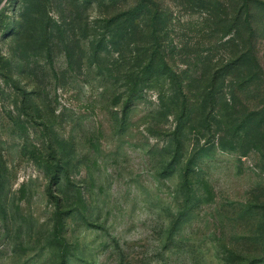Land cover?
Segmentation results:
<instances>
[{
	"label": "rangeland",
	"instance_id": "374dc122",
	"mask_svg": "<svg viewBox=\"0 0 264 264\" xmlns=\"http://www.w3.org/2000/svg\"><path fill=\"white\" fill-rule=\"evenodd\" d=\"M158 1L0 0V264H264V0Z\"/></svg>",
	"mask_w": 264,
	"mask_h": 264
},
{
	"label": "trees",
	"instance_id": "16d2710c",
	"mask_svg": "<svg viewBox=\"0 0 264 264\" xmlns=\"http://www.w3.org/2000/svg\"><path fill=\"white\" fill-rule=\"evenodd\" d=\"M136 1L138 2V4L135 7L130 8L124 11V13H122L121 15H119L117 17L118 20L123 21V22H134V24H135V20L141 21V22L143 21V22H148L152 26H154L156 25V23L159 22L158 14L156 12L160 11L161 14L165 16L164 21L166 22H169V20L171 21L170 13L166 11L165 7L162 5L161 2L159 3L158 0H153L152 2L151 0H136ZM202 1H198V2H202ZM148 3H151V6H154L153 11H151V9L148 8L147 6ZM135 11H138V12L135 13ZM245 12H246V9H245V6L243 5V0H242V3L236 7L235 14L233 13L234 15L233 22L235 24L240 22ZM250 29H251V34H252L250 37L252 39H255V36H256L255 31L251 27ZM240 57L241 58L245 57V55H241Z\"/></svg>",
	"mask_w": 264,
	"mask_h": 264
}]
</instances>
